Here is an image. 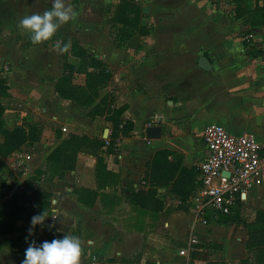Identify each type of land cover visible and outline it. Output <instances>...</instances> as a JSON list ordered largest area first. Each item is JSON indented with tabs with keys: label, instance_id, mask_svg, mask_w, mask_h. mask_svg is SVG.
I'll list each match as a JSON object with an SVG mask.
<instances>
[{
	"label": "rangeland",
	"instance_id": "obj_1",
	"mask_svg": "<svg viewBox=\"0 0 264 264\" xmlns=\"http://www.w3.org/2000/svg\"><path fill=\"white\" fill-rule=\"evenodd\" d=\"M192 1L66 0L72 18L50 40L33 44L19 20L43 14L53 0H0V79L10 89L0 94V264H20L32 239L63 234L80 237L79 264H264V191L251 193L228 223L194 227L187 183L195 163L185 167L181 154L164 149L138 173L123 163L107 177L96 164L104 154L134 155V143L156 140L145 138V127L165 125L144 116L133 133L125 113L115 112L117 80L147 94L136 74L123 72L124 58L141 66L143 43H247L264 60V0H200L204 9L185 20L179 11L192 12ZM107 48L124 50L112 55L111 70L103 62ZM49 82L62 95L42 88ZM164 98L166 108L173 97ZM179 136L193 154L196 141ZM107 179L120 190L109 193L119 202L110 210L100 192ZM42 210L43 227L28 236L31 217ZM191 235L198 241L193 251L178 255Z\"/></svg>",
	"mask_w": 264,
	"mask_h": 264
},
{
	"label": "crops",
	"instance_id": "obj_2",
	"mask_svg": "<svg viewBox=\"0 0 264 264\" xmlns=\"http://www.w3.org/2000/svg\"><path fill=\"white\" fill-rule=\"evenodd\" d=\"M193 1L194 5L186 3L187 6H192L190 9L192 12H189L188 7H185V13L179 11L186 17L185 20L204 9L200 0ZM248 46L247 43H143L137 53L143 54L141 60H138V65L141 66H130L124 58L123 72L130 70L131 75L136 74L135 78L146 86L147 93L144 95L143 91L132 89L131 84H126L125 79L117 80V98L121 103L117 106L127 107L124 116L133 124V133L141 127L144 116L162 118L160 120L165 122V125L163 123L150 125L161 128L160 139L151 140L143 146L134 143L131 150L134 155L126 156V153L122 152L116 155V159L109 160V155L104 154L106 172L103 174L107 177L118 175L123 169V163L131 164L135 173L142 172L147 160L157 151L164 149L181 154L183 165L190 167L195 163L197 170L204 156L202 134L205 127L210 124L220 125L232 135L249 133L257 140L264 141V60L249 50ZM118 51L124 50L107 48L103 52V62L109 70L116 63L112 55ZM153 51L158 54L154 55ZM200 57H205L209 61L211 71L206 72L199 67ZM125 66H130V69ZM116 72L120 74L119 70ZM126 86L130 89L127 92L124 91ZM44 87L50 93H56L51 82L49 85L43 84L42 88ZM26 90L24 89V92ZM165 95L173 99L168 101L170 104L166 108H163L161 104ZM155 104L164 113L155 110L153 107ZM137 106L146 109L139 113ZM177 136L196 141L193 154L179 144ZM94 178L97 182L95 173ZM109 180L105 181L106 187L103 186V190H100L103 192V209L107 210L119 203L109 193L120 192L119 185L113 186ZM113 200L117 203H112ZM193 222L194 227H206ZM3 256L7 257V254Z\"/></svg>",
	"mask_w": 264,
	"mask_h": 264
},
{
	"label": "built area",
	"instance_id": "obj_3",
	"mask_svg": "<svg viewBox=\"0 0 264 264\" xmlns=\"http://www.w3.org/2000/svg\"><path fill=\"white\" fill-rule=\"evenodd\" d=\"M202 146L204 156L188 211L193 221L206 225L232 214L254 191H264V141L210 124L203 131ZM197 243L194 235L189 236L178 255L188 256Z\"/></svg>",
	"mask_w": 264,
	"mask_h": 264
},
{
	"label": "clouds",
	"instance_id": "obj_4",
	"mask_svg": "<svg viewBox=\"0 0 264 264\" xmlns=\"http://www.w3.org/2000/svg\"><path fill=\"white\" fill-rule=\"evenodd\" d=\"M73 16V9L66 0H53L52 6L43 14L33 13L23 16L18 23V28L28 35L31 43L41 44L50 40L61 25L67 23ZM71 47L70 41L60 48L61 52ZM44 211L34 214L30 220L28 236H32L35 226L43 227L45 220ZM53 223L48 228L52 230ZM59 231V229H56ZM28 236L25 237L26 241ZM82 252L80 237L72 234L53 235L52 239L37 242L32 239L24 250V259L20 264H79Z\"/></svg>",
	"mask_w": 264,
	"mask_h": 264
},
{
	"label": "trees",
	"instance_id": "obj_5",
	"mask_svg": "<svg viewBox=\"0 0 264 264\" xmlns=\"http://www.w3.org/2000/svg\"><path fill=\"white\" fill-rule=\"evenodd\" d=\"M140 28L141 29H145L144 27H142V26H140ZM117 47H119V46H124V44H121V45H116ZM79 51H81V52H84V49H79ZM67 66V65H66ZM69 66V65H68ZM8 90H9V87H8V85H7V82L4 80V79H0V94H2V95H5L6 94V92H8ZM56 91V90H55ZM59 92V93H58ZM56 93L59 95V94H61L62 95V91H56ZM1 108V107H0ZM126 106L125 105H123V106H121V107H119V108H117V109H115V112H117V114H122V113H124V111L126 110ZM96 161H97V167L98 166H100V165H103L102 167H103V171L105 170V165H104V163H103V159H101V158H96ZM104 172H106V171H104ZM95 173H96V171H95ZM108 174V173H107ZM196 176H197V170H195V172H194V175H191L190 174V178H189V181H188V186H190V189L192 190L193 189V187H194V183H195V179H196ZM96 177H97V174H96ZM229 217H231V214L229 215V216H226V217H224V218H222L221 219V221L223 222V223H228L229 221H230V219H229Z\"/></svg>",
	"mask_w": 264,
	"mask_h": 264
},
{
	"label": "water",
	"instance_id": "obj_6",
	"mask_svg": "<svg viewBox=\"0 0 264 264\" xmlns=\"http://www.w3.org/2000/svg\"><path fill=\"white\" fill-rule=\"evenodd\" d=\"M199 67L206 71L209 72L211 71V64L205 57H200L199 59ZM161 137V128L158 126H148L145 128V138L146 139H158Z\"/></svg>",
	"mask_w": 264,
	"mask_h": 264
}]
</instances>
